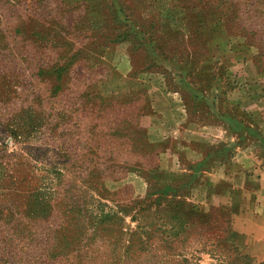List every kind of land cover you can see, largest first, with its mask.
Returning <instances> with one entry per match:
<instances>
[{
    "label": "rangeland",
    "instance_id": "374dc122",
    "mask_svg": "<svg viewBox=\"0 0 264 264\" xmlns=\"http://www.w3.org/2000/svg\"><path fill=\"white\" fill-rule=\"evenodd\" d=\"M237 55L264 0H0V264H264L184 137L229 132Z\"/></svg>",
    "mask_w": 264,
    "mask_h": 264
},
{
    "label": "crops",
    "instance_id": "0c3cea01",
    "mask_svg": "<svg viewBox=\"0 0 264 264\" xmlns=\"http://www.w3.org/2000/svg\"><path fill=\"white\" fill-rule=\"evenodd\" d=\"M235 58L241 81L231 105L240 117L226 120L228 133L222 126L189 124L184 137L190 151L195 152L196 143L211 148L209 163L199 171L203 175L200 190L211 191L205 194V203L229 211L234 217L237 244L261 259L264 257V83L255 82H260L264 75L243 56Z\"/></svg>",
    "mask_w": 264,
    "mask_h": 264
},
{
    "label": "trees",
    "instance_id": "16d2710c",
    "mask_svg": "<svg viewBox=\"0 0 264 264\" xmlns=\"http://www.w3.org/2000/svg\"><path fill=\"white\" fill-rule=\"evenodd\" d=\"M122 37H123V35H117V36H116L117 40H118V39H121ZM221 108H225V107L222 106ZM220 110H222V109H220V107H218V103H217V105L215 106V111L218 112V113H216V114H217V116L219 115L218 118H219L220 120H222V119H223V120L228 119L229 121H233V119L235 120V119H238V118L240 117L239 115H238V118H236V117H234V116H233V118L228 117L227 114H226V112L224 113L225 110H222L223 112H222V113H219ZM226 111H227V110H226ZM235 111H237V110L235 109ZM223 114H224L225 116H224ZM226 116H227V117H226ZM224 117H225V118H224ZM230 118H231V119H230ZM220 209H222V208H220ZM222 210H224V209H222Z\"/></svg>",
    "mask_w": 264,
    "mask_h": 264
}]
</instances>
